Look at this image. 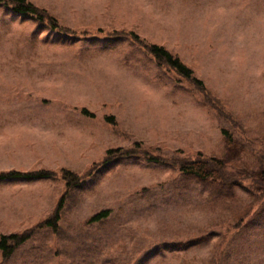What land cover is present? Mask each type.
Masks as SVG:
<instances>
[{"label":"rangeland","instance_id":"1","mask_svg":"<svg viewBox=\"0 0 264 264\" xmlns=\"http://www.w3.org/2000/svg\"><path fill=\"white\" fill-rule=\"evenodd\" d=\"M27 1L64 31L0 3V173L58 177L0 185V236L43 222L65 196L60 171L83 176L109 149L217 157L241 184L230 194L144 159L124 161L67 203L66 239L40 236L0 264H264V0ZM120 33L178 57L222 120L144 49L111 44ZM106 210L107 221L88 224Z\"/></svg>","mask_w":264,"mask_h":264},{"label":"trees","instance_id":"2","mask_svg":"<svg viewBox=\"0 0 264 264\" xmlns=\"http://www.w3.org/2000/svg\"><path fill=\"white\" fill-rule=\"evenodd\" d=\"M5 6L11 7V11L21 19L27 21H34L40 26H48L51 29L60 28L57 23L45 12L40 10L38 7L28 2L27 0H0ZM114 38L111 40V44L121 43L125 41H131L133 44L138 45L143 51L152 57L155 61L156 66L161 69H168L174 72L178 77L189 82L203 95V103L212 111H215L217 117L222 120L223 112L217 104L211 102L210 99L206 98V90L203 83L198 80L191 69L184 65L180 59L161 46L154 44H146L139 39L133 33H120L112 35ZM81 114L86 117L93 118L94 115L90 114L87 110H81ZM106 122L113 124L111 118H106ZM225 121V120H223ZM227 122V121H225ZM221 134L227 143L228 147H232L234 139L232 135L225 129H222ZM140 159H144L154 164H160L170 170L177 171L188 183L197 184L200 186L217 184L219 189L226 193L233 194L234 190L240 188V178L235 175L229 174L225 169V163L222 159L217 157H204L201 153L197 154L194 159L181 158V157H166L164 155H152L147 150L140 148L138 144H135L129 149H109L105 153L104 158L101 162L93 166V168L85 175L79 176L68 170L60 171V179L65 184V193L63 197L57 203L54 212L46 218L43 222L39 223L35 227L25 230L22 233H14L9 235L0 236V255L4 262L10 261L15 255L18 254L19 250L23 248L29 242L38 239L40 236L50 234L56 239H66L65 232L59 225L62 214L67 208V203L70 200L75 199L78 194L85 190L92 188L95 183L108 171L112 170L116 166L122 164L124 161L136 162ZM264 176V171L261 172ZM58 174L52 171L39 170L33 172H17L9 171L6 173H0V185H9L16 182H39V181H55ZM93 177L88 181L87 177ZM259 185L263 183V178L259 177L257 180ZM257 185V186H258ZM256 186L253 185V189ZM264 191V185L261 186ZM261 191V192H262ZM143 192H146L144 190ZM68 205V207H69ZM109 217V211H102L92 218L89 219L88 224H101L107 221ZM197 241L188 243L170 244L164 245L162 251H184L194 246Z\"/></svg>","mask_w":264,"mask_h":264}]
</instances>
